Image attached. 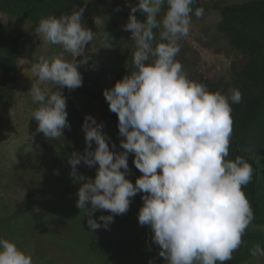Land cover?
I'll return each mask as SVG.
<instances>
[{
	"label": "clouds",
	"instance_id": "1",
	"mask_svg": "<svg viewBox=\"0 0 264 264\" xmlns=\"http://www.w3.org/2000/svg\"><path fill=\"white\" fill-rule=\"evenodd\" d=\"M193 3L139 0L129 5L123 30L131 32L135 44L132 71L103 93L118 116L122 151H114L115 143L110 147L103 122L86 115L82 125L86 147L83 154L69 156V175L74 183L83 181L76 207L88 217L90 231L108 229L115 216L125 214L132 199L143 193L138 222L150 227L165 264H224L233 260L249 226L264 231V225L253 224L254 212L243 191L253 180V166L241 156L226 159L232 104L242 101V93L210 91L189 79L176 59L179 41L192 30ZM84 11L80 7L71 14L42 17L34 32L45 46L61 49L52 57L39 56L30 66L36 81L27 93L37 105L31 117L38 124L36 131L47 139L59 141L63 130L71 128L62 90L82 86L79 68L89 59L85 46L95 38L84 25ZM137 13L146 14V20L138 19ZM203 14V8L195 9L197 18ZM130 154L142 173L135 183L127 178ZM81 163L88 168L98 165L94 179L78 174ZM97 210L109 214L97 220L93 218ZM250 257L249 264L264 258V246L256 243ZM0 264H33V258L0 236Z\"/></svg>",
	"mask_w": 264,
	"mask_h": 264
},
{
	"label": "rangeland",
	"instance_id": "2",
	"mask_svg": "<svg viewBox=\"0 0 264 264\" xmlns=\"http://www.w3.org/2000/svg\"><path fill=\"white\" fill-rule=\"evenodd\" d=\"M104 1L118 3L127 15L98 16L84 11V25L95 32V38L85 46L89 59L79 68L82 86L62 90L67 98V119L71 128L63 130L64 138L59 141L47 139L36 131L38 124L31 113L37 105L27 92L36 81L31 64L41 55H58L61 49L45 46L34 32L42 17H59L78 8H70L68 0H49L41 13L34 9L25 14L0 10V31L10 39L20 37L16 77L4 87L0 105V236L30 254L33 264H149L150 260L154 264H165L164 258L159 256V247L152 241L150 227L138 222L143 193L132 199L125 214L115 216L108 229L101 227L94 232L89 229L88 217L76 207V193L83 181L74 183L69 175L68 159L73 152L84 153L86 141L82 125L85 116L90 114L98 123L103 122V131L111 137L110 147L115 143L114 151H122L118 116L110 111L103 93L132 71L133 65L128 58L132 57L135 44L131 32L123 30V26L128 21L129 5L138 4L139 0ZM190 7L193 9L192 30L187 38L179 41L178 56L183 69L189 79L196 82L205 79L216 91L228 94L230 89H236L238 73L250 59V55L232 41L229 18L253 17L264 23V0H195ZM197 8L204 9L201 18L194 15ZM137 16L142 21L146 14L137 13ZM106 35L108 44L103 42ZM114 52L125 59V64L117 69L112 82L105 84L98 77L103 76ZM65 58L72 59L68 54ZM79 59L81 57H77ZM2 73L0 67V78ZM234 147L230 140L226 159L234 160L238 156ZM249 148L242 157L253 166L254 176L243 191L254 212L253 224L264 225V162L262 156H256ZM133 159L134 154H130L128 176L133 174L130 180L135 183L142 173L135 168ZM96 167L98 165L88 168L81 163L77 172L94 179ZM102 214L109 213L97 210L93 218L98 220ZM258 235L264 237V231L249 226L241 247L233 253V260L224 264H249L250 249L256 243L264 246V238L258 240ZM253 264H264V258Z\"/></svg>",
	"mask_w": 264,
	"mask_h": 264
},
{
	"label": "trees",
	"instance_id": "3",
	"mask_svg": "<svg viewBox=\"0 0 264 264\" xmlns=\"http://www.w3.org/2000/svg\"><path fill=\"white\" fill-rule=\"evenodd\" d=\"M68 1H70V8L84 7L85 11L98 16L119 15L125 17L127 15L126 10L116 2L111 3L104 0ZM48 2L49 0H0V10L11 14H25L34 9L41 13ZM144 20L146 17L142 19V21ZM228 27L232 31L234 44L244 53L250 55L249 61L237 77L236 89L242 93V101L232 104L233 126L230 140L234 142L233 149L238 156L242 157L250 147L249 149L256 156L263 157L264 162V23H259L253 17L245 20L230 17ZM19 41L20 37L10 39L0 31V67L3 69L0 78V105L4 96V87L12 83L16 77ZM176 59L181 63L179 56ZM128 60L133 65V57ZM124 64L123 57L117 56L115 52L112 53L108 66L103 71V76L98 77V80L105 84L111 83L117 69ZM198 82L205 84L210 91H216L215 87L205 79ZM249 156L252 155L249 154ZM132 175L127 177L131 179ZM263 238V235L257 236L258 240L262 241Z\"/></svg>",
	"mask_w": 264,
	"mask_h": 264
},
{
	"label": "bare ground",
	"instance_id": "4",
	"mask_svg": "<svg viewBox=\"0 0 264 264\" xmlns=\"http://www.w3.org/2000/svg\"><path fill=\"white\" fill-rule=\"evenodd\" d=\"M85 221V220H84ZM48 234V233H47ZM54 234V233H53Z\"/></svg>",
	"mask_w": 264,
	"mask_h": 264
}]
</instances>
